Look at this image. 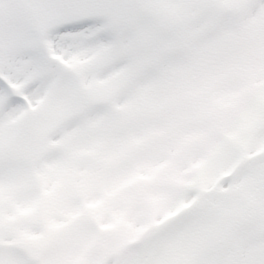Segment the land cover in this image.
I'll return each instance as SVG.
<instances>
[{
	"label": "snow or ice",
	"instance_id": "obj_1",
	"mask_svg": "<svg viewBox=\"0 0 264 264\" xmlns=\"http://www.w3.org/2000/svg\"><path fill=\"white\" fill-rule=\"evenodd\" d=\"M0 264H264V0H0Z\"/></svg>",
	"mask_w": 264,
	"mask_h": 264
}]
</instances>
